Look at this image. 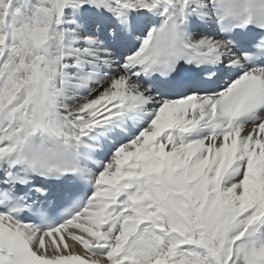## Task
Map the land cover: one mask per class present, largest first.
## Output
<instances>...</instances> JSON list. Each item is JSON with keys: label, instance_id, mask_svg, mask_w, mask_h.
<instances>
[{"label": "snow or ice", "instance_id": "snow-or-ice-1", "mask_svg": "<svg viewBox=\"0 0 264 264\" xmlns=\"http://www.w3.org/2000/svg\"><path fill=\"white\" fill-rule=\"evenodd\" d=\"M0 264H264V0H0Z\"/></svg>", "mask_w": 264, "mask_h": 264}]
</instances>
